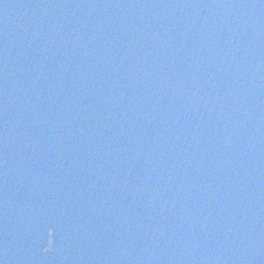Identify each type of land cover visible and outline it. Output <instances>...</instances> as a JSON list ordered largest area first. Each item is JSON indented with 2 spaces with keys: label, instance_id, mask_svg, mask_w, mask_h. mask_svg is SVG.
<instances>
[{
  "label": "water",
  "instance_id": "95a60500",
  "mask_svg": "<svg viewBox=\"0 0 264 264\" xmlns=\"http://www.w3.org/2000/svg\"><path fill=\"white\" fill-rule=\"evenodd\" d=\"M0 264H264V0H0Z\"/></svg>",
  "mask_w": 264,
  "mask_h": 264
}]
</instances>
